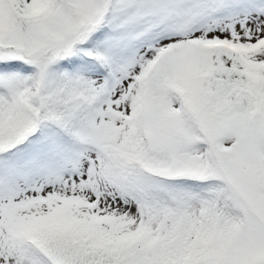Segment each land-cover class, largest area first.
<instances>
[{
    "label": "snow or ice",
    "instance_id": "6c2138e0",
    "mask_svg": "<svg viewBox=\"0 0 264 264\" xmlns=\"http://www.w3.org/2000/svg\"><path fill=\"white\" fill-rule=\"evenodd\" d=\"M0 264H264V0H0Z\"/></svg>",
    "mask_w": 264,
    "mask_h": 264
}]
</instances>
